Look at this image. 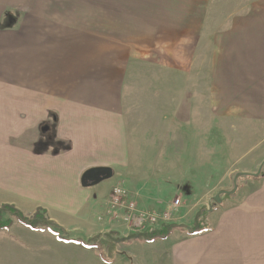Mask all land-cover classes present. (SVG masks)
Masks as SVG:
<instances>
[{
	"label": "crops",
	"instance_id": "obj_1",
	"mask_svg": "<svg viewBox=\"0 0 264 264\" xmlns=\"http://www.w3.org/2000/svg\"><path fill=\"white\" fill-rule=\"evenodd\" d=\"M72 4L0 0V23L8 14L20 15L19 27L0 28V206L26 216L43 209L64 234L91 238L103 233L94 215L105 212L115 183L86 187L82 177L91 169L124 167L128 142L117 91L120 65L105 69L103 33L72 28L59 17L58 9ZM224 21L212 35L213 95L225 105V119L264 130V13L229 14ZM263 160L248 165L259 167ZM249 171L241 169L254 174ZM256 182L242 202L210 213L207 232L163 241L161 263L264 264V178ZM29 230L14 221L0 234H51ZM56 239L52 243L84 247ZM123 256L111 262L96 257L120 264Z\"/></svg>",
	"mask_w": 264,
	"mask_h": 264
},
{
	"label": "rangeland",
	"instance_id": "obj_2",
	"mask_svg": "<svg viewBox=\"0 0 264 264\" xmlns=\"http://www.w3.org/2000/svg\"><path fill=\"white\" fill-rule=\"evenodd\" d=\"M72 1V6L58 9L59 17L72 28L81 25L103 33L105 69L120 65L117 91L124 112L128 163L113 169L114 179L105 185L115 183L127 202L143 212L162 214L177 200L180 203L168 224L160 222L143 231L132 230L123 220L124 209L110 207V197L105 212L94 215L103 233L91 238L85 232L68 235L56 228L44 229L51 234L39 236L26 226L30 232H21L17 239L1 233L0 264H101L96 256L111 262L120 254H124L120 264H162L166 240L113 244L107 235L116 233L113 238L119 240L163 226L177 227L172 238L189 235L202 209H207L201 216L209 227L210 213L220 206L214 202L218 193L232 192L236 185V195L224 203L238 204L255 189L257 180L239 175L249 174L241 172L245 165L255 174L264 164L248 165L264 157V130L248 120L225 119V105L212 92V35L223 29L229 14L264 13V4L258 5L261 0ZM19 20L20 15L8 14L0 28H15ZM4 205L8 204L0 209ZM4 217H10L12 224L19 222L11 214ZM56 235L92 239V247L54 244L56 238L61 241ZM40 245L46 247L36 250ZM126 256H135L136 262Z\"/></svg>",
	"mask_w": 264,
	"mask_h": 264
},
{
	"label": "trees",
	"instance_id": "obj_3",
	"mask_svg": "<svg viewBox=\"0 0 264 264\" xmlns=\"http://www.w3.org/2000/svg\"><path fill=\"white\" fill-rule=\"evenodd\" d=\"M264 164L261 166V169L255 173V174H240L239 176H244L246 178H253L255 180H259L264 178L263 173ZM85 175V174H84ZM82 177V185L83 186H92L93 182L90 180L88 176ZM238 187L235 185V190L232 192H221L218 193V195L215 197L214 202L217 205H221L225 202V200L229 197L235 196L237 192ZM5 212V213H4ZM207 213V209H202L199 211V213L195 217L194 226L189 229V236H198L201 235L209 230V227L207 224L204 223L205 219H202V214ZM5 214H11L12 217L19 220L21 224L24 226L30 228L33 231H43L44 229H61L56 223L50 221V219L47 216V213L43 209H38L36 212V215L32 218H29V216H25L23 213H21L18 209H16L14 206L10 205H4L0 209V231L7 230L11 227L12 221L9 218H5ZM205 224V225H204ZM176 226H163L158 231H152L144 234H131L130 236L120 238L119 240L114 239L113 235L117 236L116 233H109L107 237L114 242H122V243H128L132 242V240H138L145 243H152L156 240H166L168 237L172 234L173 230L176 229ZM55 234H57L55 232ZM57 236V235H56ZM61 241L65 243H74L78 245H82L86 248H91L93 241L92 239L84 240V239H62L59 236H57ZM117 238V237H116ZM107 260V257H106ZM108 261H111L109 258Z\"/></svg>",
	"mask_w": 264,
	"mask_h": 264
},
{
	"label": "built area",
	"instance_id": "obj_4",
	"mask_svg": "<svg viewBox=\"0 0 264 264\" xmlns=\"http://www.w3.org/2000/svg\"><path fill=\"white\" fill-rule=\"evenodd\" d=\"M110 197V207L118 211L124 209L125 217H123V220L129 222L133 226V231L153 229L160 222H166V224H168L171 221L172 211L180 203V200H177L172 208L159 214L157 212L139 211L134 202H127V195L120 188L114 187ZM114 217L116 220L121 221L117 215H114Z\"/></svg>",
	"mask_w": 264,
	"mask_h": 264
},
{
	"label": "water",
	"instance_id": "obj_5",
	"mask_svg": "<svg viewBox=\"0 0 264 264\" xmlns=\"http://www.w3.org/2000/svg\"><path fill=\"white\" fill-rule=\"evenodd\" d=\"M112 169L110 168H101V169H91L87 171L84 177L88 176L93 182V185L105 180L112 178Z\"/></svg>",
	"mask_w": 264,
	"mask_h": 264
}]
</instances>
